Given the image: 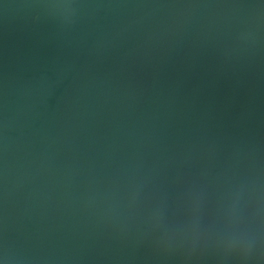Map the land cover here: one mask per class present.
<instances>
[{"label": "water", "instance_id": "95a60500", "mask_svg": "<svg viewBox=\"0 0 264 264\" xmlns=\"http://www.w3.org/2000/svg\"><path fill=\"white\" fill-rule=\"evenodd\" d=\"M261 172L264 0H0V264H221L156 239Z\"/></svg>", "mask_w": 264, "mask_h": 264}, {"label": "clouds", "instance_id": "9594fccd", "mask_svg": "<svg viewBox=\"0 0 264 264\" xmlns=\"http://www.w3.org/2000/svg\"><path fill=\"white\" fill-rule=\"evenodd\" d=\"M170 211L180 223L156 239L158 249L182 252L185 261L199 253L221 264H264V172L218 182L207 208L200 191L191 188ZM158 219L156 207L151 220Z\"/></svg>", "mask_w": 264, "mask_h": 264}]
</instances>
